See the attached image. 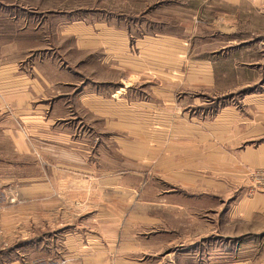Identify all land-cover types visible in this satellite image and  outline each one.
Instances as JSON below:
<instances>
[{
  "label": "rangeland",
  "instance_id": "rangeland-1",
  "mask_svg": "<svg viewBox=\"0 0 264 264\" xmlns=\"http://www.w3.org/2000/svg\"><path fill=\"white\" fill-rule=\"evenodd\" d=\"M0 9L9 40L77 77L62 124L86 152L80 166L114 172L57 175L58 197L79 201L57 207V260L80 264L66 234L100 229L120 238L110 261H138L144 255L135 249L145 246L157 264H264V0H0ZM86 37L116 42L81 50L77 40ZM121 39L137 63L134 78L115 69ZM109 57L114 66L99 64ZM123 80L130 87L118 94ZM99 85L111 89L108 110L96 95L91 109L75 102ZM5 147L1 139L0 154L15 170L0 172V215L8 206L15 222L2 218L0 244L12 241L21 262L30 235L25 262L46 264L40 234L59 223L38 221V191L28 190L40 160ZM23 164L25 172L16 166Z\"/></svg>",
  "mask_w": 264,
  "mask_h": 264
},
{
  "label": "crops",
  "instance_id": "crops-1",
  "mask_svg": "<svg viewBox=\"0 0 264 264\" xmlns=\"http://www.w3.org/2000/svg\"><path fill=\"white\" fill-rule=\"evenodd\" d=\"M4 14L0 9V97L2 108L4 109L6 107L2 114H0V143L2 139V142L6 144L5 148L12 150L13 157L14 155L23 156L24 158L33 156L40 160V164L38 165L39 169H37L39 176L36 181H33L35 182L32 184L33 187H28V190L37 189L38 191V221L43 223V220H46L48 215L49 217H54L57 220L56 223H59L55 225L56 229L43 231L44 233L40 234L42 240L40 241L39 249L43 246L45 247V249L40 251V254L44 255L45 258L41 259L46 264H62L63 262L60 260V256L57 260V254L61 244L60 236L62 234L59 220L62 215L58 213L62 211L57 207L73 206L74 203L79 204V201L71 197L65 204V199L58 197V192H56L58 190V182H56L57 175H68L72 178L71 175L79 174V172H87L91 176L102 175V177H105L109 173L114 172L104 168L102 165H99L96 169L80 166V154L83 158H87V155L83 154L86 152L79 150L78 142L75 141L70 126L62 124L64 116L71 109V95L73 93L71 92L70 85L78 83L76 81L77 77L72 72L61 69L63 67H61L57 60L49 56L43 57L40 54H32L30 51H26L31 48H21V44L15 41L16 38L9 40L10 29H13L8 27V23L1 21ZM14 30V33H16V29ZM121 41L120 45L122 47L120 50L124 56L119 60V67L114 68L124 73L129 68V76L134 78L139 73L133 71L131 68L133 66L136 67L137 63L128 60L126 56L129 54V50L125 43L126 40L121 39ZM114 42H116V39L86 37L79 41L77 40V46L81 50L95 51L100 50L101 46H106L105 44ZM107 51L108 53L111 52L109 49H105V52ZM98 62L103 67L114 66L110 64V57L109 59L104 58L101 62ZM123 83L124 87L119 86L121 91L118 94L125 93L126 89L130 87L125 81ZM107 87L105 85H99L98 87L88 86L83 91L85 95H88L84 96L77 93L74 100L75 102L81 101L86 108L91 109L90 101L94 100V96L96 95L98 96L97 100L103 104V109L108 110V107L111 106L112 96L109 97L106 95L111 92V89ZM101 156L102 159L105 158L104 153ZM7 158L9 156L5 157L0 154V172L5 170V172L10 171L13 173L15 166ZM16 166L18 170L25 172L26 167L24 164ZM1 181L9 185V183L14 182V179L12 177H6L4 179L1 178ZM105 182L108 183L111 181L106 179L103 183ZM9 201L14 202V199H10ZM9 201H6V205L9 204ZM69 201L72 203H69ZM53 207L54 210H52ZM8 208L7 206L8 213L0 215V221L3 218L2 221L8 223L15 222L14 213L13 211L9 212ZM101 215H97V218L101 219ZM31 216L28 218L30 219ZM23 217L22 220L24 221L26 216L23 215ZM33 219L36 220L34 215ZM9 231H6L8 236L12 234ZM94 231L86 232L84 236L79 232L77 234H66L65 243L71 248V253L81 254L82 261L80 264H157L153 260L158 257L154 253L155 250L145 246L135 249V251L142 252L144 255L138 261L133 262L127 260L124 255H119L113 261L108 260L110 258L109 256L115 253L113 247L115 248L117 246L116 244L120 238L114 237V239H110L108 237L109 235H106L100 229H94ZM30 238V235H24L23 237L21 249L23 260L21 262L16 260L14 255L12 256V253H10L11 251L14 252L12 250V241L11 245L8 242L0 244V264H4L6 262L5 260L8 261V264H27L24 256L27 255L29 257L30 255ZM16 250L17 253L21 252L18 248ZM166 255H169V252L163 255L162 258L164 259ZM146 259H149L147 260L148 262Z\"/></svg>",
  "mask_w": 264,
  "mask_h": 264
},
{
  "label": "built area",
  "instance_id": "built-area-1",
  "mask_svg": "<svg viewBox=\"0 0 264 264\" xmlns=\"http://www.w3.org/2000/svg\"><path fill=\"white\" fill-rule=\"evenodd\" d=\"M4 109H6V107ZM4 109L2 108V105H1V97H0V114H2V112H3Z\"/></svg>",
  "mask_w": 264,
  "mask_h": 264
}]
</instances>
